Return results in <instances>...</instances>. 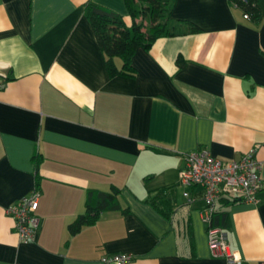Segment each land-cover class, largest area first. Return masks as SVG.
I'll list each match as a JSON object with an SVG mask.
<instances>
[{"label":"crops","instance_id":"1","mask_svg":"<svg viewBox=\"0 0 264 264\" xmlns=\"http://www.w3.org/2000/svg\"><path fill=\"white\" fill-rule=\"evenodd\" d=\"M230 1L172 0L173 34L135 51L134 76L111 77L85 4L130 23L124 0H0V264H232L209 250L201 187L179 183L186 152L255 147L264 188V0L258 24ZM36 181L40 226L23 243L6 207ZM112 185L127 213L71 235L87 190ZM224 196L217 226L237 264H264V190L258 204Z\"/></svg>","mask_w":264,"mask_h":264},{"label":"trees","instance_id":"2","mask_svg":"<svg viewBox=\"0 0 264 264\" xmlns=\"http://www.w3.org/2000/svg\"><path fill=\"white\" fill-rule=\"evenodd\" d=\"M128 10L130 23H127L122 15L112 9L91 3L85 4V13L99 47L101 48L105 66L109 76L135 75L132 65V57L135 51L141 47L149 50L153 42L160 37L172 35V22L170 10L172 0H124ZM231 6L248 15V20L258 24L263 17V9L258 0H231ZM181 23L182 21H178ZM188 32H197L199 29L190 22H185ZM119 59L117 65L115 59ZM182 58L177 57L180 64ZM39 184L36 181V190ZM264 190V188H262ZM120 188L111 186L109 191L88 189L85 196V210L68 224L67 228L71 235L80 231L83 226L94 224L101 213L105 211H120L125 214L128 207H122L119 202ZM225 204L236 201V198L224 196L221 198ZM220 199V200H221ZM224 199V200H223ZM149 202L163 214L167 210H161L155 204V198ZM227 212L218 211L213 213L212 223L220 227L227 226Z\"/></svg>","mask_w":264,"mask_h":264},{"label":"built area","instance_id":"3","mask_svg":"<svg viewBox=\"0 0 264 264\" xmlns=\"http://www.w3.org/2000/svg\"><path fill=\"white\" fill-rule=\"evenodd\" d=\"M243 17L248 19L247 14ZM179 183L184 186H199L202 189L203 207L201 220L207 225L208 247L213 256L225 257L232 264L240 262L229 250L222 229L212 223L216 201L221 195L233 196L240 201L258 204L263 187L259 171L260 161L255 156V147L250 148L240 158L219 159L206 149L189 151L182 156ZM188 196L187 193L184 194ZM39 191L34 189L6 207L13 220L14 230L21 242L35 240L40 218L35 214L38 207ZM132 256L114 254L102 257L103 263L128 264Z\"/></svg>","mask_w":264,"mask_h":264}]
</instances>
